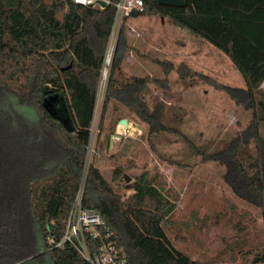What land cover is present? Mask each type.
<instances>
[{
	"label": "trees",
	"instance_id": "16d2710c",
	"mask_svg": "<svg viewBox=\"0 0 264 264\" xmlns=\"http://www.w3.org/2000/svg\"><path fill=\"white\" fill-rule=\"evenodd\" d=\"M117 1L108 0L103 7L76 4L72 12L70 0H0V264H88L71 247L53 243L63 234L84 168ZM183 1V6H172L142 0L143 9L124 18H167L219 49L240 73L241 87L197 73L251 111L247 125L223 149L204 157L221 161L226 182L260 209L264 235V0ZM158 63L166 73L175 69L182 79L191 74L183 61L177 66L170 60ZM150 81L168 85L167 79L137 75L115 84L111 70L99 124L115 101L147 125L148 136L173 132L161 122V105L150 109L143 98ZM6 109L14 114L12 123ZM33 137L40 144L28 152ZM250 143L257 148L251 174L238 159L241 146ZM122 174L114 168L112 178ZM130 186L132 193L124 197L96 166L87 167L84 204L102 216L127 262L199 264L178 251L165 232L174 204L145 173ZM240 264H264V241L250 261Z\"/></svg>",
	"mask_w": 264,
	"mask_h": 264
},
{
	"label": "rangeland",
	"instance_id": "374dc122",
	"mask_svg": "<svg viewBox=\"0 0 264 264\" xmlns=\"http://www.w3.org/2000/svg\"><path fill=\"white\" fill-rule=\"evenodd\" d=\"M111 45V59L102 66L105 76L100 75L97 86L84 163L96 166L113 190L124 197L132 193L130 185L136 176L145 173L174 204L164 229L173 246L192 260L199 264L250 261L263 247L261 211L226 182L221 161L204 156L223 149L247 125L251 111L236 105L197 74L241 87L240 73L219 49L159 16L124 18L115 26ZM163 60L172 61L174 66L183 61L191 74L182 79L175 69L166 73L158 63ZM111 70L115 84L134 75L167 79V87L148 82L143 98L150 109L161 105V122L174 131L148 136L147 125L115 101L107 105L100 125ZM4 113L11 123L16 120L9 109ZM120 118L129 119L132 127L128 131L118 124ZM23 132L28 134L27 126ZM261 134L264 138V124ZM39 144L33 137L26 149L35 152ZM256 156L254 143L239 149L238 159L249 174ZM114 168L124 175L113 179Z\"/></svg>",
	"mask_w": 264,
	"mask_h": 264
},
{
	"label": "built area",
	"instance_id": "2783aa9c",
	"mask_svg": "<svg viewBox=\"0 0 264 264\" xmlns=\"http://www.w3.org/2000/svg\"><path fill=\"white\" fill-rule=\"evenodd\" d=\"M99 0H70L75 5H92L102 7ZM108 0H106L107 4ZM116 13L109 35L103 66L111 59L113 47L111 38L115 26L124 17L129 16L131 10L141 11L142 0H118L115 3ZM101 76H105V67L101 69ZM87 165L84 163L82 175L77 186L73 201L67 214L64 231L53 247H71L88 264H129L124 251L112 238L111 231L105 226L104 219L99 212L84 204V187L87 175Z\"/></svg>",
	"mask_w": 264,
	"mask_h": 264
},
{
	"label": "water",
	"instance_id": "95a60500",
	"mask_svg": "<svg viewBox=\"0 0 264 264\" xmlns=\"http://www.w3.org/2000/svg\"><path fill=\"white\" fill-rule=\"evenodd\" d=\"M158 2L160 4H164V5H172V6H183L185 4V2L183 0H158ZM99 5L100 6H105L106 4V0H99L98 1ZM89 6H92V5H89ZM68 9L72 12L75 11V4L73 2H70L69 5H68ZM70 67V64L65 67V68H68ZM64 69V68H62ZM47 85L44 86V92H47ZM49 101V100H47ZM50 110V109H49ZM119 125L123 126L124 128H128V123H127V120L125 118H122L118 121ZM63 264H66V263H63Z\"/></svg>",
	"mask_w": 264,
	"mask_h": 264
},
{
	"label": "crops",
	"instance_id": "0c3cea01",
	"mask_svg": "<svg viewBox=\"0 0 264 264\" xmlns=\"http://www.w3.org/2000/svg\"><path fill=\"white\" fill-rule=\"evenodd\" d=\"M94 106H95V105H94ZM93 116H94V114H93ZM120 119H122V118H120ZM120 119H118V121H119ZM125 119L127 120V123H128V128H124L123 126H122V127L124 128V130H125V131H128V129L130 128V127H129V122H130V121H129V119H128V118H125ZM118 124H119V123H118ZM130 126H131V124H130ZM128 135H129V134H128ZM128 135H127V136H125V137L127 138V137H128ZM126 138H125V139H126ZM123 175H124V173L121 175V177H122Z\"/></svg>",
	"mask_w": 264,
	"mask_h": 264
},
{
	"label": "bare ground",
	"instance_id": "6f19581e",
	"mask_svg": "<svg viewBox=\"0 0 264 264\" xmlns=\"http://www.w3.org/2000/svg\"><path fill=\"white\" fill-rule=\"evenodd\" d=\"M131 127H132V126H131ZM131 127H130V128H131ZM132 129H134V127H133ZM129 132H130V130H129ZM132 132H133V131H132Z\"/></svg>",
	"mask_w": 264,
	"mask_h": 264
}]
</instances>
